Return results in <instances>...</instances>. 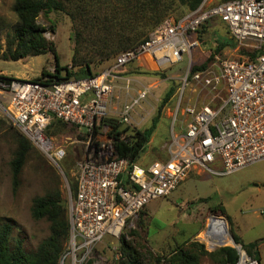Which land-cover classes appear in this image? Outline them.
Masks as SVG:
<instances>
[{
    "label": "built area",
    "instance_id": "built-area-1",
    "mask_svg": "<svg viewBox=\"0 0 264 264\" xmlns=\"http://www.w3.org/2000/svg\"><path fill=\"white\" fill-rule=\"evenodd\" d=\"M218 23L227 26L236 47L214 52L206 68L192 72L193 51L206 52L202 30ZM186 54L189 69L176 97L167 156L148 164L121 157L106 119L132 125V113L150 89L142 86L131 94L132 80L125 78L120 87L128 98L122 102L121 95H114L120 72L133 63L159 69ZM47 79L0 74V93H10L7 112L14 126L52 166L65 175L60 162L70 151L79 153L76 188L68 189L70 232L60 264H111L108 250L119 260L114 241L130 221L151 201L170 195L190 173L230 174L264 160V0H203L196 9L164 18L102 72ZM186 88L195 93L193 99L184 98ZM55 118L84 128V139L57 141L47 133ZM178 120L182 130L175 129ZM234 247L236 264H259L241 244Z\"/></svg>",
    "mask_w": 264,
    "mask_h": 264
},
{
    "label": "rangeland",
    "instance_id": "rangeland-1",
    "mask_svg": "<svg viewBox=\"0 0 264 264\" xmlns=\"http://www.w3.org/2000/svg\"><path fill=\"white\" fill-rule=\"evenodd\" d=\"M88 1L90 0H83V2L82 0H64L66 11H41L37 17L44 36L55 45L54 53L58 54L60 65L68 66L78 73L83 69L73 66L72 57L76 31L80 30L79 16L72 18L70 15H79L78 5ZM93 1L99 2L100 0ZM15 2L16 0H0V74L18 79H35L40 77L44 71L53 73L56 66L53 52L28 56L19 60L10 58L12 53L9 52V40L12 38L14 25L17 23V16L13 10ZM162 2V7L157 13V15H161L162 19L168 16H179L188 10L178 0H162ZM100 8L101 12L105 11V8ZM139 15H143V13H139ZM135 22L144 25L147 19L143 18L140 22ZM151 27L144 30L149 33ZM214 29L230 38L229 30L225 24L218 23L216 26H208L203 37L205 43L202 47L206 52L193 51L191 68L206 61L207 51L212 41L210 37L215 31ZM225 53L229 54V50H225ZM114 60L115 58L104 62L94 70L102 72L110 67ZM189 63L190 55L186 54L180 62L166 64L159 69L133 63L120 72L121 76L132 80L131 94L142 86H148L150 89L147 100L137 107L136 112L132 113V125L121 124V129L128 128V132L131 131L129 128L143 130L150 126L153 117L159 113L166 92L171 87L175 89L174 96L162 106L154 142L148 145L143 154V158L147 157L145 158L147 162L162 158L165 154L163 145L171 140L175 101L181 91L183 77L189 69ZM117 83L114 95H121L122 102H124L128 97H126L125 90L120 87L122 83ZM189 88L184 90V98L187 100L193 99L195 95ZM10 100L11 95L8 91L0 93V225L4 222L11 223L13 237L22 238L25 247L32 250L49 233L48 224L45 221H38L32 217L33 201L36 197L43 196L55 188L56 183H59L63 198L67 199L68 189H75L77 174L75 160L79 157V153L78 151L75 154L69 153L67 158L60 162L65 171L64 175L49 163L43 153L35 149L21 172L18 185L15 186L11 161L18 146L13 136L18 129L7 112ZM178 119L182 120L183 117L178 116ZM179 120L178 126L175 127L176 130H182ZM84 130V128L79 130L68 125L53 136L57 141H64L68 137L84 139V134L81 132ZM216 168L220 169L218 166ZM229 214L236 219L250 215L251 219L248 223L253 235L263 236L254 240H260L259 258H255L258 259L259 264H263L264 160L247 165L230 174L199 171L190 173L170 195L153 200L142 209L130 221L123 233L126 234L129 241H133L143 251L154 257L171 255L176 246L198 241L203 243L208 251L203 264H221L220 250L226 246L234 247L235 243L241 244L234 239V223ZM214 216L223 217L228 222L229 231L233 237L231 243L212 245V239L205 235ZM14 240L12 239V242ZM114 244L119 250L120 240H115ZM242 247L244 248L243 245ZM245 251L252 257L246 249ZM106 253L110 257L111 264H118V260L112 258L113 252L108 250Z\"/></svg>",
    "mask_w": 264,
    "mask_h": 264
},
{
    "label": "trees",
    "instance_id": "trees-1",
    "mask_svg": "<svg viewBox=\"0 0 264 264\" xmlns=\"http://www.w3.org/2000/svg\"><path fill=\"white\" fill-rule=\"evenodd\" d=\"M178 2L187 7L189 11L196 9L203 0H178ZM162 3V0H100L99 2L90 0L80 3L77 7L79 15H70L72 18L79 16L80 30L76 31L72 57L73 66L83 69L78 73L68 66L60 65L59 56L54 53V43L44 36L37 22L41 11H66L64 0H16L13 10L17 16V23L14 25L12 38L9 40V52L12 53L10 58L19 60L28 56L53 52L56 60L55 72L44 71L34 80H43L46 76H50L47 82H51L54 78L63 80L98 74L100 72L94 69L116 58L121 52L141 43L148 35L144 29L152 26V30L164 19L161 15H157ZM100 7L105 8V11L101 12ZM143 18L147 19L144 25L136 24L135 21L140 22ZM214 30L206 61L200 65H194L191 68L192 72L206 68L213 60L214 52H222L226 47H236L237 43L232 38ZM205 32H207V27L202 30V34ZM215 34L216 36H213ZM174 94L175 89L171 87L162 100L159 113L153 117L151 125L143 130L129 128L131 131L128 132V128L121 129V123L117 119L111 117L106 119L113 125L112 134L116 138V147L121 157L127 158L130 162L138 161L146 151L150 138L159 123L162 106ZM68 125L78 128L55 118L50 123L47 133L54 135ZM18 131L13 135L18 146L11 161L15 186L18 185L21 172L33 151L35 149L39 151L24 134ZM121 135L124 136L121 137ZM31 214L35 220L45 221L48 224V235L38 243L36 248L29 250L25 247L22 238L13 237V225L9 222L2 223L0 225V264H60V256L69 237L70 222L67 199L63 198L59 183H56L55 188L45 195L34 199ZM233 235L235 241L241 243L252 257L259 258L260 240L244 243L242 237L236 233L234 226ZM12 239H15L14 242ZM119 240L121 257L117 261L118 264H203L208 255L205 245L198 241L176 246L171 255L154 257L143 251L133 241H129L125 233L120 236ZM220 251L221 264L237 263L239 255L236 248L226 246Z\"/></svg>",
    "mask_w": 264,
    "mask_h": 264
},
{
    "label": "crops",
    "instance_id": "crops-1",
    "mask_svg": "<svg viewBox=\"0 0 264 264\" xmlns=\"http://www.w3.org/2000/svg\"><path fill=\"white\" fill-rule=\"evenodd\" d=\"M126 77H123V76H121V80H115V85L117 86L118 85V83L117 82H119V83H122L120 86H123L124 87V85L126 84V81L124 80V81H122V79H125ZM155 135H156V129H155V131L153 132V134H152V136H151V138H150V141H149V144L148 145H150L151 143H153L154 142V139H155ZM165 146V144L163 145V147ZM145 153V152H144ZM143 153V154H144ZM143 154L140 156V158L138 159L139 160V162H141V164H148V163H150V162H147V160L145 159V158H147V157H145L144 156V158H143ZM167 156V153H166V151H165V154H164V156L162 157V158H165ZM157 159H160V158H157ZM156 160V159H155ZM153 161V160H152ZM230 215V214H229ZM231 216V215H230ZM231 218H232V220H233V223H234V229H235V231H236V233L238 234V235H240L241 237H242V239H243V241H244V243H251V242H253L254 240H256L257 238H260V237H263V236H258V235H253V233H252V231H251V227H250V225H249V223H248V221H250V219H251V217H250V215L248 216V217H246V216H243V217H241L240 219H236V218H233L232 216H231ZM262 251H263V249H262ZM263 264H264V262H263Z\"/></svg>",
    "mask_w": 264,
    "mask_h": 264
},
{
    "label": "bare ground",
    "instance_id": "bare-ground-1",
    "mask_svg": "<svg viewBox=\"0 0 264 264\" xmlns=\"http://www.w3.org/2000/svg\"><path fill=\"white\" fill-rule=\"evenodd\" d=\"M205 235L212 239V245L217 243L226 244L233 241V237L229 231L228 222L225 218L219 216H214L211 219L210 227L205 232Z\"/></svg>",
    "mask_w": 264,
    "mask_h": 264
}]
</instances>
